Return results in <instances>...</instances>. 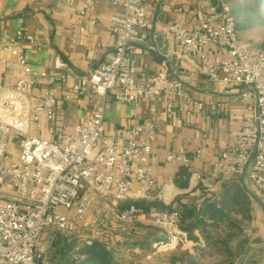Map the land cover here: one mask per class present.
Listing matches in <instances>:
<instances>
[{
	"label": "built area",
	"instance_id": "2783aa9c",
	"mask_svg": "<svg viewBox=\"0 0 264 264\" xmlns=\"http://www.w3.org/2000/svg\"><path fill=\"white\" fill-rule=\"evenodd\" d=\"M208 6L200 28L191 30L172 21L166 34L175 42L178 59H198L200 76L209 83L237 87L252 113L241 124L234 148L213 158L212 172H193L192 187L216 191L214 184L230 180L249 182L253 192L264 197V51L239 37L237 21L225 0H206ZM121 11L111 16L114 41L99 44L105 62L78 77L71 92L60 98L57 80L47 70L35 71L14 43L2 40L5 57H0V264H47L54 234L115 244V226L90 220L96 204L107 201L121 224L149 225L163 230L178 243L186 239L180 231L182 212L170 201L168 186L159 199L168 202L170 211L145 210L134 202L152 201L157 182L151 158L159 135L154 106L163 104L165 112H204L187 82L166 71L153 77L138 78L132 60L134 46L142 44V33L151 29L143 0H114ZM95 6L83 4L80 18ZM96 20H92L95 24ZM17 40L38 43L20 34ZM213 48L223 50L216 56ZM15 63L20 78L13 86L5 83ZM54 69L65 74L72 70L58 56ZM99 97L92 117L66 132L57 124L58 109L66 102L79 101L88 94ZM109 94L124 104L145 101L151 104L150 118L141 124L106 130ZM48 137L34 135L45 130ZM204 148L189 156L183 149L172 150L166 162L192 168L205 162ZM253 157V159H252ZM124 202L132 204L122 208ZM256 218L251 212L244 230L250 242L256 235ZM89 233V235H87ZM50 235L43 243V237ZM264 238V232L262 234ZM170 243V244H171ZM170 244H167L170 245ZM254 251L245 248L236 264H247Z\"/></svg>",
	"mask_w": 264,
	"mask_h": 264
},
{
	"label": "crops",
	"instance_id": "0c3cea01",
	"mask_svg": "<svg viewBox=\"0 0 264 264\" xmlns=\"http://www.w3.org/2000/svg\"><path fill=\"white\" fill-rule=\"evenodd\" d=\"M113 1L0 0V57L6 56L2 40L11 41L33 65L35 71L47 70L56 77L58 96L63 98L78 84L79 76L88 74L105 62V50L101 49L99 44H110L114 41L110 18L121 11L113 5ZM225 1L230 5L232 12L236 5L245 3V0ZM86 2H91L95 8L80 18L78 12ZM217 2L218 0H212V3ZM143 3L152 27L142 33L144 42L134 46L132 60L137 77H153L166 71L171 77L185 80L194 97L206 105L202 113L178 111L176 116L168 115L163 104L154 106L159 135L151 158L157 182L151 202H159L167 207L163 211H170L171 206L159 199V195L164 186L173 184L174 186H168L170 201L176 204L181 212L183 206L187 205H194L199 210L206 201L215 200L221 194L224 182L214 184V192L203 187L196 190L192 187V174L212 172L213 158L235 147L241 124L252 114L248 109L250 102L243 100L237 87L221 86L204 80L199 73L198 59H178L174 55V39L166 34L168 24L179 21L191 30L200 28L208 6L206 0H143ZM92 20H96V23L92 24ZM20 34L32 36L38 43L17 40ZM213 51L216 56L223 55V50L219 48H213ZM58 56L69 64L71 74L64 75L54 69ZM19 72V67L13 63L5 79L6 85L13 86L20 78ZM99 104V97L91 93L79 101L66 102L58 109V126L66 132H71L74 126L90 119ZM150 109L151 104L148 102L124 104L115 100L113 94H109L106 130L113 131L116 128L141 124L150 118ZM33 134L48 137L46 127L42 132L33 131ZM201 148L207 151L208 157L203 163L195 161L192 168L166 162L167 154L172 150L183 149L192 157ZM249 186L252 190L250 183ZM261 199L264 202V197ZM95 212L117 223V227L114 225L117 230L114 243L119 241L123 226L110 204L100 200L89 216L90 220H94ZM251 212L257 221L256 235L250 242L244 238L243 249L250 248L254 251L247 264H264V210L253 202L247 224L251 220ZM184 234L187 244L204 242L202 230L195 232V236L199 238L197 243L189 240L187 234ZM164 238H170L166 232Z\"/></svg>",
	"mask_w": 264,
	"mask_h": 264
},
{
	"label": "trees",
	"instance_id": "16d2710c",
	"mask_svg": "<svg viewBox=\"0 0 264 264\" xmlns=\"http://www.w3.org/2000/svg\"><path fill=\"white\" fill-rule=\"evenodd\" d=\"M253 4L262 7L264 5V0H253ZM254 6L252 4L248 5L247 3L245 5L238 4L234 8L232 14L238 20V32H243L249 27H253L255 24L251 16H249V14L253 12L259 14V10H255ZM262 50L264 51V44ZM130 204H132V202H124L120 207L124 208ZM134 204L147 211L151 208L160 210L167 209L165 205L159 202L138 201L134 202ZM252 207L253 202L243 190L241 180L225 181L222 186L221 194L215 200L206 201L199 210L194 205L183 206L179 228L186 233L189 240L193 242H199V238L195 236V232L202 230L203 240L209 246L219 245L217 233L221 227L235 225V217L242 216L246 220H249V213ZM157 231L160 230L147 228V233L138 238H156L153 240L154 243H166L167 239L164 238V236L155 237ZM161 232H163V230H161ZM134 238L137 237L135 236ZM244 251L245 249H243L240 256ZM47 263L118 264L114 258L113 251L105 242L96 240L91 245H87L85 242L80 243L76 236L62 233H56L54 235L48 250Z\"/></svg>",
	"mask_w": 264,
	"mask_h": 264
},
{
	"label": "rangeland",
	"instance_id": "374dc122",
	"mask_svg": "<svg viewBox=\"0 0 264 264\" xmlns=\"http://www.w3.org/2000/svg\"><path fill=\"white\" fill-rule=\"evenodd\" d=\"M244 2L243 5L247 4V2L248 5H255L253 0H245ZM254 8L259 10V14L253 12L249 16H251L255 24L253 27L239 32V37L262 50L264 44V5L262 7L255 5ZM236 21L238 23L237 19ZM246 184L250 188L247 181ZM94 215V219L97 218L99 221H104V223L108 224V227L112 226V224L117 225L112 219L99 216L100 213L95 212ZM234 220L235 225L222 226L218 231L217 239L219 240V245L215 246H209L205 241L191 245L190 243L187 244L186 239L178 243L177 238L172 243L171 238H168L166 243L156 244L153 242L156 238L138 237L144 236L147 233V228H158L140 224H122L123 232L120 240L114 245L110 243L107 245L113 251L114 258L118 264H236L241 252H243L244 238H246L244 230L248 228L247 221L249 220L242 216L235 217ZM135 236L137 238H134ZM163 236L164 233L161 230L155 233V237ZM77 239L80 243H84L86 238ZM46 241L47 234L43 237V243ZM167 244L170 245L167 246Z\"/></svg>",
	"mask_w": 264,
	"mask_h": 264
},
{
	"label": "water",
	"instance_id": "95a60500",
	"mask_svg": "<svg viewBox=\"0 0 264 264\" xmlns=\"http://www.w3.org/2000/svg\"><path fill=\"white\" fill-rule=\"evenodd\" d=\"M253 159V157H252ZM241 185L243 190L245 191V193L251 198L252 202H254L255 204H257L259 207H261L264 210V202L263 200L257 196L246 184L245 181V176H243L242 180H241Z\"/></svg>",
	"mask_w": 264,
	"mask_h": 264
}]
</instances>
